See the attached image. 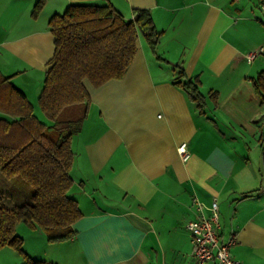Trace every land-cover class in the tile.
I'll list each match as a JSON object with an SVG mask.
<instances>
[{"label":"crops","instance_id":"crops-1","mask_svg":"<svg viewBox=\"0 0 264 264\" xmlns=\"http://www.w3.org/2000/svg\"><path fill=\"white\" fill-rule=\"evenodd\" d=\"M37 1L0 0V71L35 112L55 51L49 20L72 2H108L128 19L148 9L161 36L154 50L139 33L124 77L84 81L90 103L70 171L82 211L76 236L50 243L19 222L26 254L57 264H195L193 198L210 206L216 197L222 239L237 236L233 257L264 264V105L253 81L264 52L245 56L264 46L261 0H45L34 16ZM179 68L200 79L203 110L173 84ZM0 253L4 264L26 262L13 247Z\"/></svg>","mask_w":264,"mask_h":264},{"label":"trees","instance_id":"trees-1","mask_svg":"<svg viewBox=\"0 0 264 264\" xmlns=\"http://www.w3.org/2000/svg\"><path fill=\"white\" fill-rule=\"evenodd\" d=\"M44 5L45 0H38L31 13L37 16ZM152 20L148 9L136 8L128 19L108 2H72L63 13L54 14L48 25L55 51L38 98L49 123L0 71V173L9 178L19 175L34 188L31 201L13 207H6L0 196V249L22 252L25 264L57 263L26 254L24 238L17 232L19 222L41 228L50 243L76 236L74 223L82 211L70 194L74 183L70 171L73 136L82 129L90 103L84 81L98 87L124 77L138 51L139 33L156 50L161 31ZM178 71L173 84L203 110L206 96L200 79L188 76L184 68ZM253 81L264 105V70Z\"/></svg>","mask_w":264,"mask_h":264},{"label":"built area","instance_id":"built-area-1","mask_svg":"<svg viewBox=\"0 0 264 264\" xmlns=\"http://www.w3.org/2000/svg\"><path fill=\"white\" fill-rule=\"evenodd\" d=\"M260 6L264 10V0H261ZM263 52L264 46H261L245 56L249 62H252ZM177 148L183 161L187 160L190 152L186 142ZM212 199L211 205L206 206L198 197H194L193 201L197 207L198 215L186 224L191 233L195 264H243L231 253L232 247L237 242L236 234L232 232L225 240L221 237L220 203L218 198Z\"/></svg>","mask_w":264,"mask_h":264},{"label":"rangeland","instance_id":"rangeland-1","mask_svg":"<svg viewBox=\"0 0 264 264\" xmlns=\"http://www.w3.org/2000/svg\"><path fill=\"white\" fill-rule=\"evenodd\" d=\"M36 115L42 121L49 123L48 118L41 110L38 103H36ZM33 191V186L21 176L18 175L9 178L0 173V196H2L3 203L6 207H13L31 201ZM29 244L30 242H27L26 245L29 247ZM2 254L3 255H0V264H4V261L10 259L5 253Z\"/></svg>","mask_w":264,"mask_h":264}]
</instances>
